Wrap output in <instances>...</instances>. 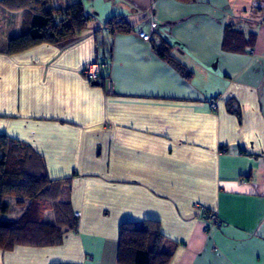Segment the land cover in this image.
Segmentation results:
<instances>
[{
	"label": "crops",
	"instance_id": "obj_1",
	"mask_svg": "<svg viewBox=\"0 0 264 264\" xmlns=\"http://www.w3.org/2000/svg\"><path fill=\"white\" fill-rule=\"evenodd\" d=\"M77 1L81 33L12 54L26 14L0 6V135L71 179L80 214L60 245L0 250V264H117L120 225L144 221L176 245L168 264H264V0ZM113 17L131 31L109 33ZM232 26L253 36L242 53L221 49ZM99 61L111 94L79 74Z\"/></svg>",
	"mask_w": 264,
	"mask_h": 264
},
{
	"label": "trees",
	"instance_id": "obj_2",
	"mask_svg": "<svg viewBox=\"0 0 264 264\" xmlns=\"http://www.w3.org/2000/svg\"><path fill=\"white\" fill-rule=\"evenodd\" d=\"M52 4L53 0L0 1L5 10L24 12L27 21L22 34L9 41L7 53L57 44L86 28L89 18L79 1L65 9H55ZM104 28L112 34L132 29L118 17L108 20ZM252 40V35L245 40L233 26L227 27L221 49L242 53ZM97 47L108 55L107 41L98 42ZM155 53L187 78L188 73L173 59L169 47L159 45ZM70 183L71 179L50 180L39 155L29 146L0 135V250L60 245L63 235L76 227L69 201ZM13 207L20 213L16 214ZM47 213L52 214L51 220L46 219ZM175 247L161 234L158 222L123 223L118 230L117 264H168Z\"/></svg>",
	"mask_w": 264,
	"mask_h": 264
},
{
	"label": "built area",
	"instance_id": "obj_3",
	"mask_svg": "<svg viewBox=\"0 0 264 264\" xmlns=\"http://www.w3.org/2000/svg\"><path fill=\"white\" fill-rule=\"evenodd\" d=\"M109 32V30L107 29ZM156 31V26L154 23L151 24L150 26V34L140 32L138 33V36L141 40L145 42H149L152 38L151 33H155ZM108 72H109V63L106 61H99V62H92L90 64H87L83 66L79 70V74L89 83L93 85H98L99 81L104 79L106 81L107 85V91L109 94L112 93V88H111V82L108 77ZM209 107L211 110L215 109V105L213 103L209 104ZM196 207V206H195ZM203 216L208 218V221L211 223V225L217 229H220L222 227V223L219 221L217 218L216 214L210 211L203 210L202 211ZM80 214L75 213L74 217L78 218Z\"/></svg>",
	"mask_w": 264,
	"mask_h": 264
},
{
	"label": "rangeland",
	"instance_id": "obj_4",
	"mask_svg": "<svg viewBox=\"0 0 264 264\" xmlns=\"http://www.w3.org/2000/svg\"><path fill=\"white\" fill-rule=\"evenodd\" d=\"M72 1H74V0H61L60 5L56 6L55 3L57 2V0H54L53 1V6L56 7V8H62L65 5H67L68 3H71ZM13 209H14V211H15L16 214H19L20 213V211H19L18 208L13 207ZM48 216H51L52 217V214L51 213H47V217Z\"/></svg>",
	"mask_w": 264,
	"mask_h": 264
}]
</instances>
